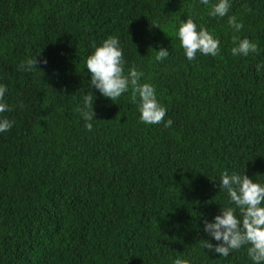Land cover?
<instances>
[{
  "label": "trees",
  "instance_id": "obj_1",
  "mask_svg": "<svg viewBox=\"0 0 264 264\" xmlns=\"http://www.w3.org/2000/svg\"><path fill=\"white\" fill-rule=\"evenodd\" d=\"M209 11L198 0H0L14 122L0 133V264H252L246 248L209 253L203 220L228 203L222 172L264 183V0H231L239 33ZM188 17L220 40L217 56L187 60L177 31ZM234 35L259 54L233 56ZM108 36L171 127L141 123L130 92L114 102L89 87L85 59ZM161 47L170 55L156 61ZM91 92L90 132L78 109Z\"/></svg>",
  "mask_w": 264,
  "mask_h": 264
},
{
  "label": "clouds",
  "instance_id": "obj_2",
  "mask_svg": "<svg viewBox=\"0 0 264 264\" xmlns=\"http://www.w3.org/2000/svg\"><path fill=\"white\" fill-rule=\"evenodd\" d=\"M201 5L210 6L209 16L223 18L228 16V25L236 33L243 29V23L235 15H229L231 0H198ZM158 26V24L153 23ZM177 35L184 55L188 61L197 58V54L215 57L220 52V40L203 25L188 17L181 20ZM233 56L247 57L252 53L259 54V48L247 37L234 35L232 37ZM156 61H163L169 51L161 47L157 51ZM139 55V54H138ZM36 56L22 62L20 67L25 71H32L37 67ZM47 64V58L43 59ZM85 66L91 77L89 87H94L104 98L117 101L126 93H131V100L136 104L140 113V122L145 125L165 123L171 127L173 121L167 116V109L158 100L154 85L144 82L143 71L132 66L126 70V60L123 55L121 41L117 36H108L98 44L92 46V51L85 59ZM264 69V64L257 65V72ZM8 89L0 84V133L9 131L14 122L4 114L13 109L5 100ZM92 93V92H91ZM94 93L82 96V104L78 111L85 121V127L92 131L95 112L93 105L96 100ZM220 192H225L228 203L221 205L220 213L212 220L207 217L203 220V230L209 236L203 247L209 253L229 257L234 251L245 249L252 264H264V183L250 178L244 173L227 171L219 175ZM212 241H215L213 243ZM174 264H190L181 257H176Z\"/></svg>",
  "mask_w": 264,
  "mask_h": 264
}]
</instances>
